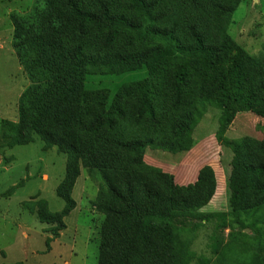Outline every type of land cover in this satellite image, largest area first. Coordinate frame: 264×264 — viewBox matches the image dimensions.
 I'll return each mask as SVG.
<instances>
[{"label":"trees","instance_id":"16d2710c","mask_svg":"<svg viewBox=\"0 0 264 264\" xmlns=\"http://www.w3.org/2000/svg\"><path fill=\"white\" fill-rule=\"evenodd\" d=\"M243 1L35 0L29 12L12 15L13 48L30 85L18 121L1 120L0 153L38 136L43 149L67 155L56 189L64 209L36 202L51 235L76 208L85 168L101 178L93 202L103 216L98 264H213L192 249L189 223L217 216L201 211L217 189L214 169L179 185L145 155L189 151L195 128L216 108V140L233 155L223 230L255 236L216 242L214 254L218 264H264V126H257L261 139L227 136L239 112L264 119V49L256 57L228 32ZM140 69L148 76L123 84L109 107L108 89L86 88L91 76Z\"/></svg>","mask_w":264,"mask_h":264},{"label":"rangeland","instance_id":"374dc122","mask_svg":"<svg viewBox=\"0 0 264 264\" xmlns=\"http://www.w3.org/2000/svg\"><path fill=\"white\" fill-rule=\"evenodd\" d=\"M34 1L0 0V124L2 119L18 121L19 99L30 85L13 48L12 15L29 12ZM228 32L249 53L261 56L264 49V0H244L233 14ZM147 76L146 69L120 75H96L87 79L86 88L108 89L109 107L123 84L140 81ZM220 115L219 109L208 110L193 132L194 143L189 151L154 155L156 165L173 173L179 185L193 184L197 173L205 166L214 169L217 189L212 200L201 211L217 216L211 221L189 223L194 236L192 249L213 264H218L214 254L216 242L227 243L231 237L237 242L238 239L250 242L255 236L250 229L242 230L240 227L223 230L227 217L221 214L227 216L232 210L229 176L233 156L230 149L216 140ZM258 125L264 126V119L239 112L227 136L237 139L250 135L261 139ZM43 145L37 136L30 144L5 149L0 153V263L98 264L99 231L103 216L94 208L93 202L101 183L99 173L90 174L82 168L73 191L77 206L64 218L66 227L58 237H54L50 226L38 218L36 202L46 200L52 212L64 209L65 201L58 197L56 189L65 175L67 155L57 152L56 148L43 149ZM151 157L148 155L149 161ZM244 233L249 236L245 237Z\"/></svg>","mask_w":264,"mask_h":264},{"label":"crops","instance_id":"0c3cea01","mask_svg":"<svg viewBox=\"0 0 264 264\" xmlns=\"http://www.w3.org/2000/svg\"><path fill=\"white\" fill-rule=\"evenodd\" d=\"M148 150V149H147ZM4 150H2V152H3ZM161 151H155V150H150V151H146V155H145V160H146V162L147 163H149V164H151V165H155V166H158V165H156L157 164V162L156 161H154V155H157L158 153H160ZM170 154V153H169ZM148 155H151V156H153V157H151L150 158V161H149V159H148ZM173 155V154H172ZM233 156V155H232ZM156 159H158V158H156ZM158 160H160V162H161V159H158ZM168 172V171H167ZM169 173H171V172H169ZM171 174H173V173H171ZM198 174V173H197ZM174 175V174H173ZM175 176V175H174ZM196 177H197V175H196Z\"/></svg>","mask_w":264,"mask_h":264}]
</instances>
